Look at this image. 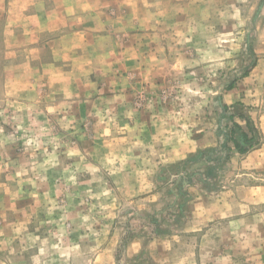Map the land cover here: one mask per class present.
I'll use <instances>...</instances> for the list:
<instances>
[{
	"label": "rangeland",
	"instance_id": "obj_1",
	"mask_svg": "<svg viewBox=\"0 0 264 264\" xmlns=\"http://www.w3.org/2000/svg\"><path fill=\"white\" fill-rule=\"evenodd\" d=\"M92 1L57 52L0 16V264H264V0Z\"/></svg>",
	"mask_w": 264,
	"mask_h": 264
},
{
	"label": "crops",
	"instance_id": "obj_2",
	"mask_svg": "<svg viewBox=\"0 0 264 264\" xmlns=\"http://www.w3.org/2000/svg\"><path fill=\"white\" fill-rule=\"evenodd\" d=\"M111 8L116 10L120 6H103L92 0H0V16H5L9 25L14 24L13 32L17 39H29L36 35L39 39H47L46 44H51L53 52H57L66 35L70 40L78 38L80 44L86 45L93 32L106 34L105 37L111 34L113 30L108 25L118 24L120 19L118 12L114 16L108 15L115 13L110 12ZM126 22L129 20L126 19ZM56 44L59 46L56 47ZM70 48L71 51L76 50ZM76 53L79 52H73ZM49 68L57 69L53 63H47L43 64L42 71L45 73Z\"/></svg>",
	"mask_w": 264,
	"mask_h": 264
},
{
	"label": "trees",
	"instance_id": "obj_3",
	"mask_svg": "<svg viewBox=\"0 0 264 264\" xmlns=\"http://www.w3.org/2000/svg\"><path fill=\"white\" fill-rule=\"evenodd\" d=\"M249 52L252 54V61L251 63L244 69V71L241 73L240 78H243L247 76L250 72V70L254 67L256 63V56L253 52L252 45H249ZM233 80L229 85L226 87L227 90H230L234 86ZM224 109H227V106H223ZM233 116L229 115V118L231 119ZM238 117L243 119L244 125H240L239 123L232 121L231 125L229 126V129L226 133V142H230L231 146L226 147L227 153L224 156V160L228 161L229 158L233 153L237 154H245L249 151L255 149L258 147V145L261 142V135L259 130L253 126L252 121L248 116H243L242 114H238ZM225 147V146H224Z\"/></svg>",
	"mask_w": 264,
	"mask_h": 264
}]
</instances>
